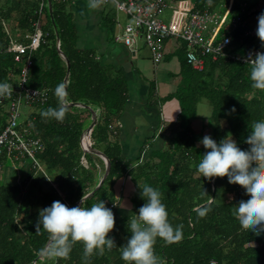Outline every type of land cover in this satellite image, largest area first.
<instances>
[{
	"label": "trees",
	"instance_id": "1",
	"mask_svg": "<svg viewBox=\"0 0 264 264\" xmlns=\"http://www.w3.org/2000/svg\"><path fill=\"white\" fill-rule=\"evenodd\" d=\"M193 1L196 11L223 13L230 0H212L211 4L208 0ZM39 2L0 0V83L15 66L6 51L10 36L4 25L31 32V24L40 19L45 41L32 55L27 85L45 91L47 97L44 103L33 105L26 126L28 136L42 143V150L35 154L41 169L22 159L27 166L16 169L15 177L7 180L4 163L21 159L7 152L0 155V264H83L82 244H76L66 259L43 257L34 262L48 243L47 233H36L35 225L40 210L51 207L54 201L69 208L80 201L83 207L104 202L115 217L109 238L114 239L116 247L105 249L103 255H93L89 264H125L120 248L131 236L129 219L138 215L146 202L140 190L144 185L160 191L170 224L174 228L182 226L180 242L166 244L157 239L154 252L159 264H264V232L255 235L244 230L233 216L234 207L249 199L245 190L229 184L227 177L209 181L197 175L206 149L203 145L197 147L202 131H196L192 124L198 118V105L206 100L211 110L202 123L209 128V136L219 144L231 133L238 147L248 150L245 140L251 124L264 119V92L251 87L249 66L230 56L240 55L237 52L241 50L245 54L249 49L264 52L261 42L253 47L256 30L251 20L264 13V0H232L228 19L238 21L228 33L231 52L227 57L213 60L210 55L204 56V67L198 71L187 65L183 44L176 50L181 84L170 95L157 94L153 101L158 118L162 114L158 108L170 101L175 104L172 124L161 130L165 139L162 145H144L136 159L128 157L118 137V121L128 102L129 85L123 72L103 65L92 51L78 49L67 0H45L47 5L50 3L51 13L44 6V22L38 14ZM60 83L67 89L66 116L63 122L46 120L41 112L57 107L54 93ZM151 90L153 95L154 84ZM161 99L164 103L160 104ZM92 114L96 124L91 132V148L109 162V172L99 187L106 163L99 155L82 151L80 145ZM4 123L0 104V131Z\"/></svg>",
	"mask_w": 264,
	"mask_h": 264
},
{
	"label": "clouds",
	"instance_id": "2",
	"mask_svg": "<svg viewBox=\"0 0 264 264\" xmlns=\"http://www.w3.org/2000/svg\"><path fill=\"white\" fill-rule=\"evenodd\" d=\"M103 0H89V8H97ZM211 4L212 0H208ZM256 35L264 47V13L258 16ZM245 63L249 66L251 87L264 92V52L249 54ZM13 88L8 83H0V97L10 96ZM57 107H49L41 112L46 120L63 122L66 116V88L60 83L55 88ZM236 109L233 107L231 112ZM206 149L198 164L197 175L209 181L227 177L229 184L238 185L245 190L249 199L241 200L233 209V216L244 230L255 235L264 232V119L251 124L245 143L248 150H241L231 133L219 144L210 136L200 142ZM141 198L146 202L128 221L131 233L125 246L120 248L125 264H159L154 252L157 239L166 244L178 243L183 238L182 226L173 227L168 219L166 206L161 193L151 186L144 185ZM205 213H200L203 216ZM115 226L113 212L100 201L90 207H71L54 201L51 207L40 210L35 225L36 233H47L48 243L40 250V255L49 259H66L76 244L83 246V264L90 258L103 255L105 249L116 247L114 239L109 238ZM214 264V262H213Z\"/></svg>",
	"mask_w": 264,
	"mask_h": 264
},
{
	"label": "built area",
	"instance_id": "3",
	"mask_svg": "<svg viewBox=\"0 0 264 264\" xmlns=\"http://www.w3.org/2000/svg\"><path fill=\"white\" fill-rule=\"evenodd\" d=\"M108 3L112 4L116 13L122 12L128 18V23L124 26L119 25L118 18H115L120 31L114 36V42L121 43L136 56L138 41H142L154 66L161 63L165 51L164 43L167 40L180 41L186 48L187 65L198 71L204 67V56L210 55L214 60L230 54L227 52L231 43L228 33L236 27L238 21L228 19L232 0L223 13L196 11L193 0H103L100 6ZM38 6V14L43 18L45 0H40ZM166 13H169V16L168 20L164 21ZM6 24L4 30L8 34L9 28ZM31 27V32L25 36V43L10 38L6 49L7 53L12 55L14 63L21 67L9 70L2 82L10 84L13 91L10 96L0 97V104L5 113V123L0 131V155L3 152L12 153L16 160H28L33 168L41 169L35 154L42 150V143L40 139L28 136L26 126L29 122L25 123L21 118L23 107L33 109L34 104H42L47 99L45 91L27 85L29 70L33 65L32 55L45 41L41 20L33 22ZM257 52L262 51L249 49L242 56L232 54L230 57L245 63L250 53L254 55ZM80 145L84 152H88L92 147L91 135H87L86 130L82 133Z\"/></svg>",
	"mask_w": 264,
	"mask_h": 264
},
{
	"label": "crops",
	"instance_id": "4",
	"mask_svg": "<svg viewBox=\"0 0 264 264\" xmlns=\"http://www.w3.org/2000/svg\"><path fill=\"white\" fill-rule=\"evenodd\" d=\"M67 1L69 2L67 10L72 13L75 25L78 49L92 51L103 65L122 71L128 82V102L118 121V137L121 144H138L136 151L138 155L144 145L154 144L155 147H159L165 142L162 131L172 124L176 110L175 104L173 105L170 101L162 105V108H158L162 111L161 117L158 118V110L153 105V101L157 94L159 97H165L173 93L176 83H165L166 86L161 89L154 85L156 94L152 95V84L149 85L151 80L144 75V67L134 66V61L138 60L139 45H137L138 50L135 56L128 48L112 39L120 31V27L115 23L117 17H111L103 6L89 8V0ZM252 26L256 27L253 21ZM111 28H113L112 31ZM177 64L179 67V63ZM168 65L173 67L175 64L168 61ZM153 67L156 69L157 66L153 65ZM180 80L178 78V81ZM198 120L202 122V119L197 118L192 124L196 125ZM126 150L124 148V152L130 159L138 157V155L132 156Z\"/></svg>",
	"mask_w": 264,
	"mask_h": 264
},
{
	"label": "rangeland",
	"instance_id": "5",
	"mask_svg": "<svg viewBox=\"0 0 264 264\" xmlns=\"http://www.w3.org/2000/svg\"><path fill=\"white\" fill-rule=\"evenodd\" d=\"M168 5L173 6V4H171V3H168ZM45 6L48 7L47 3H45ZM103 7L107 11V13H110L111 17H113V18L117 17L118 18V20H119L118 24L119 25L124 26L126 23H128L127 16L122 12L116 13L111 3H108V4L104 5ZM168 16H169V13H166L164 15V17H163L164 21L168 20ZM258 16L259 15H254V16H252V19H251L256 24V27L254 28L256 30H257V25H258V19H257ZM42 22H44V18L42 19ZM8 28H9L8 34H9L10 38H12L13 40L18 41V42H23V43L26 42L25 36L28 34V32H26L24 30L15 31L9 25H8ZM253 39H254L252 42L253 47H256L259 44L260 40L258 39L257 35L254 36ZM181 44L182 43L180 41H177V40H167L164 43V45H165L164 58L161 61V63L157 65V67L155 69L153 67L151 61H150V58H149L150 55H149L148 49L146 48V46H144L142 41H138V45H139L138 60L136 59L134 61V66L135 67L139 66L141 68L144 67L143 68L144 75L146 76L147 79L151 80V83H149V85L154 84L157 88L161 89V88L166 86L165 83L169 84V82H170L172 84L176 83L174 85L175 87L180 86L181 82L178 81V78H180V74H179V67L177 64L178 63L177 62L178 61L177 51H179ZM232 51H233V49H232ZM227 52L230 53L231 52L230 49H228ZM233 52L235 53V51H233ZM167 53H169L168 56H170L169 61L173 62L175 64L173 67L168 65V61L165 60V56ZM237 53H239L241 55V54H243V51L241 50ZM14 67L15 68L21 67V65L15 64ZM162 92H164V91H162ZM155 94H156V92H155ZM162 100L163 99L160 100V104L163 102ZM32 110H34V109L28 108V107H23L21 109V113L23 114L21 116V118L25 123L28 121L27 117H29L31 115ZM210 110H211V106L209 105V103L206 100H202L201 103L198 105V110H197L198 118H200V119L205 118L206 119ZM195 126H196L197 130L202 131V139L206 135L209 136V134H210L209 128H205V125L201 121L198 120ZM200 142H201L200 140L197 141V147L202 146V144ZM134 145H136V144H133V145L130 144L129 145V144L124 143L123 147L125 148V150L127 149L126 150L127 153L136 157L138 155L136 152L138 144L136 146H134ZM98 162H100V161H98ZM101 165H102V163H101ZM26 166H27L26 163H24V162L22 163V159L17 161V162L9 160V162H5L3 167H2L3 168V175L5 178H7V180H9L11 177H15L14 171L16 169L17 170L18 169L24 170V168ZM126 192H127V190H125V193ZM124 196H126V195L124 194Z\"/></svg>",
	"mask_w": 264,
	"mask_h": 264
},
{
	"label": "water",
	"instance_id": "6",
	"mask_svg": "<svg viewBox=\"0 0 264 264\" xmlns=\"http://www.w3.org/2000/svg\"><path fill=\"white\" fill-rule=\"evenodd\" d=\"M48 12L51 13V6H50V3H48ZM66 64H67V72H69V67H70V64L68 62V60H66ZM67 77H68V74L66 75L65 79H64V83L66 84V81H67ZM66 88V87H65ZM66 92H67V89H66ZM71 105H76V104H71ZM96 124V118H95V115L92 114V121L90 123V125L87 127L86 129V133L87 135H91V132L94 128ZM89 152L91 153H95L96 155H99L100 157H102L106 163V170H105V173H104V176H103V179L100 181V183L98 184L97 187L100 186V184L102 183V181L104 180V178L107 176L108 172H109V162L108 160L103 156L102 153L98 152V151H95L94 149L90 148L89 149ZM82 201H80L78 204H76L74 207H78L80 204H81ZM47 245V244H46ZM43 256H41L40 254L37 256V258L34 260V262H36V260H39V259H42Z\"/></svg>",
	"mask_w": 264,
	"mask_h": 264
}]
</instances>
